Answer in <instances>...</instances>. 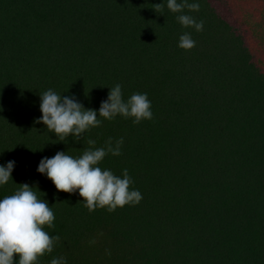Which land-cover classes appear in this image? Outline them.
I'll return each mask as SVG.
<instances>
[{"label":"trees","instance_id":"obj_1","mask_svg":"<svg viewBox=\"0 0 264 264\" xmlns=\"http://www.w3.org/2000/svg\"><path fill=\"white\" fill-rule=\"evenodd\" d=\"M198 2L185 14L204 21L200 32L167 0H0V166L15 161L0 200L27 183L52 208L44 230L59 240L38 264H264V74ZM185 32L190 50L178 46ZM116 84L125 102L146 93L153 118L98 116L99 127L65 142L34 123L49 89L98 115ZM109 137H123L122 154L98 166L121 178L127 169L137 205L90 213L36 171L43 157L78 158L89 139L100 148Z\"/></svg>","mask_w":264,"mask_h":264},{"label":"clouds","instance_id":"obj_2","mask_svg":"<svg viewBox=\"0 0 264 264\" xmlns=\"http://www.w3.org/2000/svg\"><path fill=\"white\" fill-rule=\"evenodd\" d=\"M155 12H162L164 5L155 4ZM167 9L178 13L177 21L184 28L203 30L204 21L185 14L199 12L198 0H167ZM155 42V41H154ZM178 46L184 50L195 47L191 34L185 32L179 38ZM41 117L34 123H42L47 131L54 133L60 142L69 136L80 140L82 134L92 128L99 127L104 120H112L117 115L133 118L134 124L142 120H151V102L147 94L135 93L125 102L122 99V86L116 84L108 92L107 100L101 102L99 114L92 109L85 110L74 97L61 95L52 89L40 95ZM89 148L81 156L74 158L65 152H57L53 157H43L36 171L45 174L58 192L76 193L83 199L84 207L91 213L98 208H106L109 213L125 205H137L142 199L138 190H130L133 183L128 170H123L122 178L110 170H102L98 165L108 155H121L123 137L115 141L109 137L105 145L94 148L96 141H87ZM12 150V149H11ZM10 151V150H9ZM15 161H8L0 166V185L11 178ZM35 186L20 184L14 194L0 200V264H38V260L46 253L53 251L54 243L59 236H50L45 227L54 228L55 215L48 203L37 197ZM18 256V261L15 257ZM50 264H66L64 258H53Z\"/></svg>","mask_w":264,"mask_h":264},{"label":"rangeland","instance_id":"obj_3","mask_svg":"<svg viewBox=\"0 0 264 264\" xmlns=\"http://www.w3.org/2000/svg\"><path fill=\"white\" fill-rule=\"evenodd\" d=\"M216 14L238 33L255 67L264 74V0H208Z\"/></svg>","mask_w":264,"mask_h":264}]
</instances>
